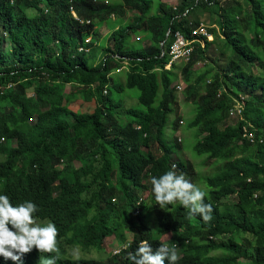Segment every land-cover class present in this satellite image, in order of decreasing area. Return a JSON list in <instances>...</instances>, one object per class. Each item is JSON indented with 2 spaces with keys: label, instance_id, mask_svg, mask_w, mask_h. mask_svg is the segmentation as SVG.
<instances>
[{
  "label": "trees",
  "instance_id": "1",
  "mask_svg": "<svg viewBox=\"0 0 264 264\" xmlns=\"http://www.w3.org/2000/svg\"><path fill=\"white\" fill-rule=\"evenodd\" d=\"M245 1L251 39L239 31V0H180L175 7L159 2L155 14L148 0L108 5L102 0H0V195L14 206L36 204V217L59 230V247L66 243L95 252L90 258L61 259V264H133L129 253L105 255V241H125L128 232L130 253L145 240L155 252L164 234L170 236L167 246L183 252L175 264H241L243 256L250 257L247 264H264V63L261 70L252 68L257 56L264 58V0ZM198 10L217 16L208 29L213 39L195 42L191 60L166 68L173 34L193 39L202 23L192 18ZM126 11L136 15L131 23L110 25L105 45H96L98 25ZM140 32L149 44L130 48ZM217 41L230 51L225 66L207 65L196 75L193 66L207 60ZM94 48L101 50L97 64L90 62ZM125 61L127 79L117 83L112 75ZM179 70L185 100L194 107L188 126L203 134L194 149L220 164L206 178L205 202L213 208L209 222L189 216L178 203L158 205L152 192L151 178L169 170L189 180L195 175L190 164L173 157L183 148L181 140L175 151L164 139L170 123L177 129L184 123L182 116L171 121L179 105ZM131 89L139 91V111L129 112L123 99L113 98ZM79 99L93 103V111L71 110L69 102ZM236 103L242 106L239 116L230 113ZM243 127L254 133V143L243 138ZM148 190L150 202L163 210L157 228L146 222L147 202L138 205ZM226 197L232 205L223 202ZM38 255L50 254L33 249L18 264H32ZM0 264L14 262L0 257Z\"/></svg>",
  "mask_w": 264,
  "mask_h": 264
},
{
  "label": "rangeland",
  "instance_id": "2",
  "mask_svg": "<svg viewBox=\"0 0 264 264\" xmlns=\"http://www.w3.org/2000/svg\"><path fill=\"white\" fill-rule=\"evenodd\" d=\"M117 1V3H120L121 0H113ZM153 2V9H152V14H155L157 12V6L158 3L161 2V0H148ZM242 9H243V14L240 16L239 20V31L241 35L247 39H251L253 37V26L251 24V17H249L248 13V4L246 3L245 0H239ZM264 9V6H262ZM206 13V12H205ZM204 11L198 10V13L196 14L195 17L202 18L204 21H202L209 29V27L212 26V23L215 22V19L217 16H210L208 17V14H205ZM135 13L128 12L126 11L125 14L122 17H115L113 20H110L109 22L105 23V27L110 28L109 26L112 24H116L118 27L119 25H125L128 23H131L133 16ZM212 17V18H211ZM212 19V20H211ZM101 26L98 25V29ZM112 27V26H111ZM107 28V29H108ZM106 30V29H105ZM137 39H132L129 43L130 48H135V49H140L142 47L147 46V42H145L147 37L140 32L137 36ZM97 43L99 42L98 40H95ZM148 41V40H147ZM106 40L101 39V42L98 43V45H105ZM149 43V42H148ZM224 42L217 41L213 43L212 46L209 47L208 49V58L206 61H200L196 63L193 66V70L195 74H200L203 73L204 69L206 68L205 66H213L214 68H217V63L219 62L220 65L225 66V62L228 60V58L231 56L230 51L225 47ZM12 48V45L9 40H6L5 42V50L9 51ZM96 52L91 53L90 56V62L92 64H97L98 61L101 60V50H97L94 48ZM258 59L253 61V67L256 68L257 65H260V61L264 63V58L262 59L260 56H257ZM218 58H221L220 61L216 60ZM182 61H178L177 64H182ZM259 69L261 70L260 66ZM257 70V69H256ZM258 71V70H257ZM112 78L115 82L117 83H124L127 79V72L126 70H123L122 72H114L112 75ZM180 78V79H179ZM183 74L178 77V80L176 82H184ZM185 84V83H184ZM186 85V84H185ZM65 93H69V86H65ZM178 93V100H179V105L175 113L171 116V121L176 120L178 117L184 118V123H181L179 125V128H174L173 125L170 123L168 127L165 130L164 134V139L167 141L169 147H173L174 150L176 151V145L177 141L181 140V144H183V148L181 151H179L178 155H174V159H183L186 161L190 166H192L193 170L195 171V175L192 176L190 181L194 184H197L199 187L202 188L207 194L209 193L210 189L206 184V178L213 176L214 174L217 173L218 168H219V162L209 160L207 158V155H198L196 150L194 149L195 143L197 142V138H200L203 134H201L200 130L197 129L196 127H189L188 123L189 121L194 117V107L192 102H187L185 100V93L183 91L177 90ZM256 94V93H255ZM254 94V95H255ZM138 96H139V91L136 89H131V90H126L123 93H114L113 98L115 99H123L125 106L128 111L131 112L130 110L133 109L135 111H139L142 107L138 103ZM263 100V99H262ZM261 100V101H262ZM69 108L73 110L74 112H91L94 109V104L91 102H83L82 100H76L69 102L68 104ZM131 117L135 118V116L132 114ZM156 121L160 123V117H156ZM229 122H233L234 118L231 117L228 118ZM0 159H3L0 157ZM64 164V163H63ZM62 164V165H63ZM145 183L149 185L148 179H146ZM148 189V188H147ZM150 191H145L143 192L142 196L146 199L147 206H148V217L146 219L147 224H149L153 228H157L158 225V218L162 215L163 210L161 208L156 207L153 205L150 200H149V195ZM206 194V195H207ZM223 202L229 205L233 204V199L231 197H226L223 199ZM41 220V219H39ZM42 221V220H41ZM85 222L81 221V224H84ZM158 229H156L157 232ZM127 237L133 238L132 234L128 232L126 234ZM162 242L163 244L169 243L171 237L169 236V239H167L165 236L162 237ZM227 238V237H226ZM118 242L114 238H108L105 241V248H106V254H109L111 251V247L113 245H116ZM60 248V252L58 254H52V255H58L59 259L57 260V264H61L62 262L60 261L61 259L64 260L66 258H73V255L71 254L72 248L69 247L66 243H63V245ZM242 252H248V248L244 245L241 246ZM178 258L182 256V250H176ZM95 252L89 254V253H83L80 251L79 258H90L93 257ZM215 254L220 255L222 254L221 251L215 252ZM214 254V255H215ZM51 255V254H50ZM50 255H44L45 258H48ZM41 255H38L36 258H34L32 264H39ZM250 261L249 256H243L241 258V264H247ZM21 264H25V262H22Z\"/></svg>",
  "mask_w": 264,
  "mask_h": 264
},
{
  "label": "clouds",
  "instance_id": "3",
  "mask_svg": "<svg viewBox=\"0 0 264 264\" xmlns=\"http://www.w3.org/2000/svg\"><path fill=\"white\" fill-rule=\"evenodd\" d=\"M175 167V166H173ZM152 192L160 206L179 204L188 209L189 216H199L205 222L212 219V205L205 202L206 192L197 184L169 170L163 175L151 178ZM37 205L26 201L14 206L7 195H0V257L12 260L14 264L22 261L25 254L33 249L41 254L39 264H57L60 252L59 230L51 221H41L36 217ZM164 236L169 239L167 234ZM71 254L79 259L80 249L75 247ZM133 264H169L178 260L176 248L162 244L153 252L148 241H142L135 252L129 253Z\"/></svg>",
  "mask_w": 264,
  "mask_h": 264
},
{
  "label": "built area",
  "instance_id": "4",
  "mask_svg": "<svg viewBox=\"0 0 264 264\" xmlns=\"http://www.w3.org/2000/svg\"><path fill=\"white\" fill-rule=\"evenodd\" d=\"M105 4L108 5L109 2H105ZM72 16L77 22H80L81 24H83V22H81L79 20L78 16L76 15V13L73 10H72ZM112 18H114V17H112ZM192 37H193V39H188L180 31H176L173 34V39H172L171 47L169 50L170 59H169L168 63L166 64V68H168V69L173 68L174 64H177L178 61H182L183 63H186L189 60H191L192 54L195 50V44L194 43L197 41L203 42V38H207L208 40H212L213 34H211L209 32L208 27L205 24H201L198 28H196L192 32ZM89 42H90V38L85 40V43H89ZM79 51L88 52V49L80 47ZM126 66H128L127 61L124 62V66L121 69H118L117 72H119V73L122 72L123 70L126 69ZM182 74L183 73L179 70V77ZM184 83L185 82H176L177 90L183 91L186 87V85ZM241 107L242 106L239 103H236L235 105H233V107L230 109L231 115H233V116L238 115L239 116L241 113ZM181 123H183L182 120H181ZM242 136H243V138L247 139L249 141V143L255 142L254 133L248 131L245 127H243ZM259 141L261 142V140H259ZM143 201H146V199L143 196H141V198L138 201V205H140ZM112 238H114L116 240V242H118L116 245H113L111 247V254L113 257H119L120 258V257H124L128 253H130V251H131L130 248H131V244L133 241L132 238L127 237V239L125 241H119L115 237H112Z\"/></svg>",
  "mask_w": 264,
  "mask_h": 264
},
{
  "label": "crops",
  "instance_id": "5",
  "mask_svg": "<svg viewBox=\"0 0 264 264\" xmlns=\"http://www.w3.org/2000/svg\"><path fill=\"white\" fill-rule=\"evenodd\" d=\"M102 2H104V3L105 2H109L110 4L111 3H117V1H113V0H102ZM161 2H164V3H166L167 5H169L171 7H175V6H177L179 4L180 0H161ZM197 13H198V11L195 12V16H196ZM195 16L193 15L192 18L195 17ZM135 17H136V15L133 16V19ZM113 19L114 18H112L111 20H113ZM201 20L204 21L202 18H201ZM201 24H204V23L202 22ZM104 25L97 30V32L100 35V39L98 40L99 41L98 43L101 42V39H104V41H105L112 33V30L110 28H108V27H105ZM112 25L116 26L115 24H112ZM133 39L139 40V39H137V37H134ZM145 42H147V45L149 44L148 43L149 41L146 40ZM98 43H96V45H98Z\"/></svg>",
  "mask_w": 264,
  "mask_h": 264
},
{
  "label": "water",
  "instance_id": "6",
  "mask_svg": "<svg viewBox=\"0 0 264 264\" xmlns=\"http://www.w3.org/2000/svg\"><path fill=\"white\" fill-rule=\"evenodd\" d=\"M170 33H171V31H169V32L167 33L166 39L161 43L162 48H163V45H164L165 41H166L167 39H169Z\"/></svg>",
  "mask_w": 264,
  "mask_h": 264
},
{
  "label": "bare ground",
  "instance_id": "7",
  "mask_svg": "<svg viewBox=\"0 0 264 264\" xmlns=\"http://www.w3.org/2000/svg\"><path fill=\"white\" fill-rule=\"evenodd\" d=\"M145 19V18H144ZM115 99V98H114Z\"/></svg>",
  "mask_w": 264,
  "mask_h": 264
}]
</instances>
